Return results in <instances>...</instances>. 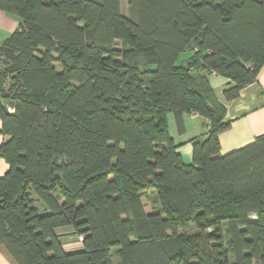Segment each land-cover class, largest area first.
<instances>
[{"label":"trees","instance_id":"obj_1","mask_svg":"<svg viewBox=\"0 0 264 264\" xmlns=\"http://www.w3.org/2000/svg\"><path fill=\"white\" fill-rule=\"evenodd\" d=\"M0 10L19 18L0 42V244L17 264H264V132L221 154L230 121L209 81L229 79L228 101L256 81L264 0ZM169 113L181 134L203 119L190 160Z\"/></svg>","mask_w":264,"mask_h":264},{"label":"crops","instance_id":"obj_2","mask_svg":"<svg viewBox=\"0 0 264 264\" xmlns=\"http://www.w3.org/2000/svg\"><path fill=\"white\" fill-rule=\"evenodd\" d=\"M126 1L127 0L123 3V0H120L121 12L123 11L124 4L126 5L127 3ZM0 14L3 13L0 11ZM2 20L3 17L0 15V27L8 31L11 29L13 31L18 25L17 21L12 27L10 21L6 18L5 21L8 23V26L5 28L1 22ZM11 32L8 33L10 34ZM209 81L217 99L226 107L225 119L230 121L229 127L219 134L221 154H226L252 142L257 135L264 132V64L257 73L256 81L244 87L239 96L230 101L226 100L223 95L224 89L229 85V79L211 73L209 74ZM184 122L185 131L181 134L176 130L173 117L172 119L169 118V131L175 142L180 143L178 151L185 159L190 160L192 145L189 142V138L204 133V128L201 126L203 119L200 116L191 119L187 114ZM7 138L8 136L0 134V143L7 140ZM7 167V163L0 157V176L6 172ZM0 264H17L6 248L1 244Z\"/></svg>","mask_w":264,"mask_h":264},{"label":"rangeland","instance_id":"obj_3","mask_svg":"<svg viewBox=\"0 0 264 264\" xmlns=\"http://www.w3.org/2000/svg\"><path fill=\"white\" fill-rule=\"evenodd\" d=\"M124 1H125V0H123V3H124ZM126 2H127V1H126ZM122 10H123V11H122L123 14L128 15L127 3H126V5L124 4ZM0 11H1V10H0ZM1 12L3 13V14H0V15L3 17V20H2L1 22L3 23V25L5 26V28H7V26H8V23L5 21L6 18L10 21L12 27L14 26V23H16L17 21H19V18H18L17 15L10 14V13L3 12V11H1ZM11 31H12V29H11L10 31H8V30H5L4 28H1V27H0V42H1V40H3L6 36H8V35H9L8 32H11ZM55 66H56L57 68L59 67V65H58L57 63H55ZM7 110H8L9 112H11L12 109L9 107ZM168 118H171V119H172V114L169 113V114H168ZM172 129H173V128H172ZM152 199H154L153 196H152V197H149L148 199L145 198V197L142 198V201H143L144 204H145V210H146V211H150V210H152V205H153V204L151 203ZM195 230H196V229H195L194 225L191 224L190 227L187 229V232L190 233V234H192ZM67 243H68V244H67ZM66 244H67V247H68L69 250H72V249H74V248H77L78 245H79L78 240H76V238H68V239L66 240ZM113 262L116 263V259H114Z\"/></svg>","mask_w":264,"mask_h":264},{"label":"water","instance_id":"obj_4","mask_svg":"<svg viewBox=\"0 0 264 264\" xmlns=\"http://www.w3.org/2000/svg\"><path fill=\"white\" fill-rule=\"evenodd\" d=\"M4 111H7V108L6 107L4 108Z\"/></svg>","mask_w":264,"mask_h":264}]
</instances>
